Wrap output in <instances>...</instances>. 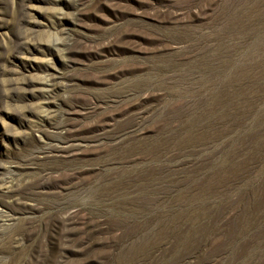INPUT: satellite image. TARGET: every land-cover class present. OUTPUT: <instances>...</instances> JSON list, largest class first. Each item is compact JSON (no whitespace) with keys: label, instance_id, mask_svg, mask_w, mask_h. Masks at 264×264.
<instances>
[{"label":"rangeland","instance_id":"374dc122","mask_svg":"<svg viewBox=\"0 0 264 264\" xmlns=\"http://www.w3.org/2000/svg\"><path fill=\"white\" fill-rule=\"evenodd\" d=\"M0 264H264V0H0Z\"/></svg>","mask_w":264,"mask_h":264},{"label":"bare ground","instance_id":"6f19581e","mask_svg":"<svg viewBox=\"0 0 264 264\" xmlns=\"http://www.w3.org/2000/svg\"><path fill=\"white\" fill-rule=\"evenodd\" d=\"M52 144V143H51ZM49 149V148H48ZM2 217V216H1Z\"/></svg>","mask_w":264,"mask_h":264}]
</instances>
